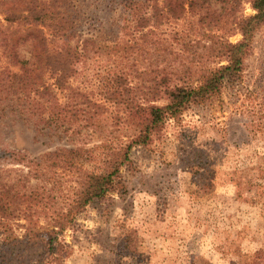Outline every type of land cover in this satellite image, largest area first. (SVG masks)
Wrapping results in <instances>:
<instances>
[{"label":"rangeland","instance_id":"rangeland-1","mask_svg":"<svg viewBox=\"0 0 264 264\" xmlns=\"http://www.w3.org/2000/svg\"><path fill=\"white\" fill-rule=\"evenodd\" d=\"M28 4L0 0V71H20L17 59L32 56L30 41L43 28L5 19L27 13ZM71 7L72 43L82 55L66 86L45 70V89L18 96L0 83L3 180L46 191L36 215L43 226L68 208L83 174L101 171L104 152L139 132L126 104L106 97L115 77L134 88L130 101L165 105L164 77L170 86L197 87L202 72L227 64L216 57L219 42L242 39L205 31L190 13L137 30L115 0H71ZM253 13L244 0L240 15ZM58 148L84 152L72 166L38 171L3 153L38 159ZM128 157L122 187L90 203L62 233L72 249L63 264H264V27L236 77L168 118ZM11 224L14 236L26 233V220Z\"/></svg>","mask_w":264,"mask_h":264},{"label":"trees","instance_id":"trees-1","mask_svg":"<svg viewBox=\"0 0 264 264\" xmlns=\"http://www.w3.org/2000/svg\"><path fill=\"white\" fill-rule=\"evenodd\" d=\"M28 2L27 13H10L5 18L10 24L24 21L43 28L37 30V34L30 41L32 56L28 59H17L20 71H0V83L6 85L4 91L18 96L26 89L33 90L39 86L34 89L38 91L42 87L47 88L42 81L44 70L55 77L58 88H64L66 82L76 73L82 55L79 45L72 43L76 33V18L71 0ZM243 3L244 0H115V4L121 6L125 17L130 18L137 30L163 24L166 20L181 18L190 13L205 31L210 28L228 35L237 31L242 34V39L236 43L228 39L219 42L216 57L226 60L227 64L219 62L217 67L202 72L197 87L182 83L170 86L172 79L168 83L169 79L164 77V97L168 100L165 105L144 108L130 101L134 88L125 85L123 76L115 77L107 89L106 97L115 103L126 104L129 112L139 120V132L128 143L104 152L101 171L83 174L79 189L68 208L53 212L48 216L46 225L38 224L36 218L43 207L46 191L28 183H24V189L21 190L19 183L3 180L0 170V264L64 263L72 249L61 238L62 233L90 203L103 200L109 193L122 187L120 170L129 161L128 156L133 145L148 143L150 135L161 128L168 118L179 117L193 100H202L219 91L226 79L236 77L242 71L243 61L253 49L255 36L264 27V0H250L255 13L247 16L240 15ZM41 83L43 84L40 85ZM83 152V149L58 148L38 159H29L17 151L3 153H9L12 161L27 164L31 168L36 167L38 171L51 169L53 166H72ZM21 219L26 220V233L17 237L11 231V223Z\"/></svg>","mask_w":264,"mask_h":264}]
</instances>
